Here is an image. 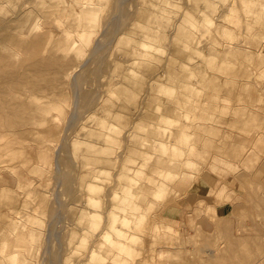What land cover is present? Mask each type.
I'll list each match as a JSON object with an SVG mask.
<instances>
[{"label": "rangeland", "instance_id": "1", "mask_svg": "<svg viewBox=\"0 0 264 264\" xmlns=\"http://www.w3.org/2000/svg\"><path fill=\"white\" fill-rule=\"evenodd\" d=\"M84 6L92 7L87 20ZM140 23L156 28L159 50L151 56L138 45ZM83 25L91 26L88 42ZM72 34L80 50L66 46ZM0 53V81L5 83L0 82V105L8 102L6 110L15 109L17 118L28 120L27 131H19L25 138L9 134L14 140L5 148L0 138V162L10 157L0 163V264H13L11 253L15 264H246L257 257L264 264V0H0ZM134 57L140 60L132 80L124 72ZM184 62L185 79L195 90L182 96L179 110H170L165 107L168 93L156 91V85L175 86L168 78ZM37 71L41 81L32 80ZM16 80L20 85H11ZM115 82L126 88L127 98L124 89L113 87ZM1 98L8 101L3 104ZM39 108L45 111L40 114ZM106 108L113 111L108 120L120 124L119 145L113 143L112 153L120 159L115 157L117 166L99 180V203L86 207L81 201L87 179L82 177L86 173L88 178L91 155L101 152L85 143L104 144L101 128L93 124ZM165 111L176 120L162 126L180 135V160L190 157V166L163 162L177 157L169 135L162 137L166 151L152 143L156 134L149 126ZM130 130L148 140L144 152L131 150L136 143L129 139ZM129 158L134 162H126ZM122 163L140 167L132 184L140 197L135 214H127L129 223L120 224L130 239L124 240L128 250L119 252L113 236L106 240L100 233ZM165 168L174 175L166 179L167 190L155 196V179ZM94 211L100 214L96 226L89 218ZM93 251L103 257L87 261Z\"/></svg>", "mask_w": 264, "mask_h": 264}, {"label": "bare ground", "instance_id": "2", "mask_svg": "<svg viewBox=\"0 0 264 264\" xmlns=\"http://www.w3.org/2000/svg\"><path fill=\"white\" fill-rule=\"evenodd\" d=\"M89 3V2H88ZM71 6V5H70ZM42 9V8H41ZM45 11H47V10H45ZM82 12L84 13V18L87 20V19H89L90 17L89 16H87V14H89V13H92V7H89V6H84L83 7V9H82ZM85 23H87V22H85ZM138 25V29H139V35L141 36V41L139 40L138 41V45H139V43H140V45H139V47L140 46H142V48H145L146 49V51H145V53L144 54H146V55H150L153 51H155V50H159L158 49V45L156 44V40H155V37H154V35H156V28H154L153 26H151L150 24H142V23H140V24H137ZM84 26V32H83V34H82V37H83V39L86 41V42H88L89 41V30L91 29V26H90V29H88L89 28V26L88 25H83ZM137 29V30H138ZM140 31H141V33H140ZM138 32V31H137ZM130 33V32H129ZM136 33V32H135ZM132 32H131V34H129L130 36H131V38H128V41H132V43L133 42H135V39H133L132 38ZM137 34V33H136ZM11 35V34H10ZM138 35V36H139ZM134 36V35H133ZM136 36V35H135ZM17 37V36H16ZM129 37V36H128ZM137 37V36H136ZM12 38V37H11ZM14 39V38H13ZM23 39V38H22ZM16 40V39H15ZM18 42H20V40L18 41ZM17 41L16 42H14V43H18ZM61 42V41H60ZM78 38L76 37V35L74 34H72V35H68L67 36V40H66V46L68 47V49H72V50H76V49H81L79 46H78ZM20 44H21V42H20ZM64 44V43H63ZM16 47H18V45L16 44L15 45ZM20 46V45H19ZM62 46V45H61ZM20 48V47H19ZM24 48V51H25V46L23 47ZM61 48V47H60ZM10 49H12V48H10ZM16 49H18V48H16ZM9 52H11V50L9 51ZM22 52V51H21ZM12 53V52H11ZM1 54V53H0ZM2 55H4V54H1L0 55V57H1V59H0V62H3V59H2ZM60 55H62V54H60ZM151 56V55H150ZM59 57V56H58ZM4 58V57H3ZM6 58V60H7V56L5 57ZM65 58V57H64ZM186 58H188V56L186 57ZM5 59H4V61H5V63L6 62H8V61H6ZM61 60V59H60ZM62 60H64V59H62ZM69 60H70V58H69ZM140 60V57H134V60L132 61V63L130 64V66H128L127 67V69L125 70V72H124V75H125V77H127L128 79H132L133 80V78H134V76H135V73H136V71H135V65H136V63L138 62ZM170 60H172V58L170 59ZM170 60H169V62H170ZM173 60H176V59H173ZM186 60V59H185ZM187 61V60H186ZM68 62V61H67ZM173 62H176V61H173ZM11 62H9V63H7V64H10ZM57 63V62H56ZM55 63V64H56ZM116 63H117V61H116ZM171 63H172V61L170 62V65H171ZM185 64H184V66L182 67V69L183 68H186V66H187V62H184ZM7 64H6V66L5 67H7ZM182 64H183V61H182ZM11 65V64H10ZM10 65L8 66L9 67V70H10ZM14 65V62H12V66ZM59 65L61 66V62L59 63ZM58 65V66H59ZM75 65V64H74ZM116 65V64H115ZM169 65V64H168ZM168 66V68H172L171 66ZM181 65V64H180ZM58 66H57V68H58ZM65 66L67 67V65H66V63H65ZM65 66H62V67H65ZM68 66H69V62H68ZM157 66V65H156ZM178 66V65H177ZM1 67H3V65L2 66H0V68ZM7 67V68H8ZM74 66H69L68 68H73ZM122 67V66H121ZM150 67V66H149ZM39 69H38V71L41 73L42 71H40V67H38ZM56 68V69H57ZM167 68V69H168ZM176 68V67H175ZM179 68L181 69V66H179ZM2 69V68H1ZM11 69H12V67H11ZM20 69V68H19ZM181 69V70H182ZM14 70V69H13ZM73 70V69H72ZM71 70V71H72ZM175 70V69H174ZM181 70H177V71H173V69L171 70V73H170V76H169V78L168 79H170L172 82H173V84L175 83V86L174 85H170V84H168V83H164V82H160L161 84H159V83H157V85H156V91L158 90H160V91H165L166 93H168L167 95H169V97L167 98V100H166V105H165V107H167L168 109H170V110H179L180 109V105L182 104V101H183V98H182V96H185L186 94H189V93H187V91L189 90L190 92H192V91H194L195 89V87L193 86V84L190 82V81H188L187 79H185V73H186V71L183 73V71H184V69L181 71ZM2 71V70H1ZM6 71V70H5ZM38 71H37V73H38ZM66 71H68V69H66ZM69 71H70V69H69ZM70 71V72H71ZM152 71V70H151ZM11 72H13V71H11ZM22 72V71H21ZM30 72V71H29ZM57 72V71H56ZM60 72H61V70H60ZM15 73H16V71H15ZM72 73V72H71ZM163 73H164V71H163ZM19 74H23V73H19ZM19 74H18V76H19ZM157 74H159L158 76H160V73H157ZM189 74H192V71H190L189 72ZM2 75V74H1ZM23 75H27V74H23ZM39 73H38V75H36V76H34V78H32V80L33 79H35V77L36 78H38L39 77ZM123 75V76H124ZM7 76V75H6ZM5 76V77H6ZM11 76H13V75H11ZM17 76V77H18ZM32 76H33V74H32ZM118 76H119V74H118ZM186 76H187V74H186ZM20 78H21V76H19ZM19 77H18V79H19ZM41 77V76H40ZM38 78L37 79V81H39V79H40V81H41V78ZM162 76H160V78H161ZM13 78H16V77H13ZM23 79H26V81H27V78H24V77H22ZM30 78V77H29ZM28 78V79H29ZM155 79V81L156 80H162V79ZM0 79H2V77L0 78ZM12 81L13 79H12V77L11 78H8V81H9V83H10V80ZM68 79V78H67ZM123 79V78H122ZM22 79H19L18 81H21ZM74 80H76V79H74ZM108 80V79H107ZM110 80V79H109ZM113 80V79H112ZM111 80V81H112ZM34 81V80H33ZM1 82V84L3 85V84H5V83H2V81H0ZM4 82H6V81H4ZM23 82H24V80H23ZM28 82H29V80H28ZM65 82V80L63 81V83ZM7 83V82H6ZM13 83H16V84H18L17 86H19L20 85V82H17V80L16 81H13L12 83H11V85L13 84ZM21 83H22V81H21ZM41 83V82H40ZM56 83V82H55ZM66 83V82H65ZM73 84H75V82H72ZM77 83V82H76ZM122 83V82H118V85H120V84ZM0 84V87H2V85ZM22 84H24V83H22ZM27 84H31L30 82L29 83H27ZM81 84V83H80ZM111 85H112V82L110 83ZM109 84V86H111ZM115 84H117L116 82L113 84L114 86L113 87H117V85L115 86ZM123 85H124V83H122ZM7 85H9V84H7ZM14 85V84H13ZM41 86H42V84H40ZM55 85V84H54ZM53 85V86H54ZM60 85V84H59ZM10 86V85H9ZM15 86V85H14ZM13 86V87H14ZM28 86V85H27ZM32 86V84L29 86V87H31ZM41 86H38L37 85V87H40L41 88ZM77 86H78V84H77ZM125 86V85H124ZM24 87V86H23ZM25 87H26V84H25ZM36 86L34 85V88H35ZM57 87V86H56ZM59 87V86H58ZM61 87V86H60ZM73 87V86H72ZM119 87H121L122 88V94L125 92V87L123 88L122 87V85H120ZM119 87H117V88H119ZM5 88V87H4ZM11 88H12V86H11ZM53 89H56L55 88V86L54 87H52ZM128 88H130L129 86H128ZM15 89H18V87L16 88L15 87ZM21 89V88H20ZM30 89H32V87L30 88ZM37 89H39V88H37ZM50 89V91H51V88H49ZM48 89V90H49ZM52 89V90H53ZM60 89V88H59ZM101 89H102V87H101ZM110 90H113V89H111V88H109ZM12 90V89H11ZM107 90V89H106ZM110 90H107L108 92L110 91ZM128 90V89H127ZM126 90V91H127ZM18 90H16V93H15V95H18L17 93H19V95H20V92H17ZM31 91V90H30ZM37 91H39V90H37ZM54 91V90H53ZM60 91V90H59ZM61 91H63V90H61ZM103 91V90H102ZM33 92H34V90H33ZM31 93V94H33L34 95V93ZM52 92V91H51ZM57 92H58V90H57ZM64 92V91H63ZM63 92H60L61 94H63ZM100 92V91H99ZM176 92H178L177 94H175ZM0 93H1V91H0ZM60 93H53V94H55L56 96H57V94L59 95ZM109 93H111V91L109 92ZM127 93V92H126ZM2 94V93H1ZM1 94H0V96H1ZM22 94V93H21ZM30 94V95H31ZM49 94H50V92H49ZM52 94V93H51ZM29 95V96H30ZM32 95V96H33ZM54 95V96H55ZM64 95V94H63ZM124 95V99L125 98H127V97H125L127 94H123ZM54 96H51L52 98L54 97ZM60 96H62V95H60ZM83 96V95H82ZM155 96V95H154ZM2 97V96H1ZM9 97V96H8ZM19 97V96H18ZM120 97V96H119ZM29 98V97H28ZM31 98L32 97H30V99H28V100H31ZM54 98H56V97H54ZM83 98V97H82ZM156 98V97H155ZM12 99H17V97L16 98H13L12 97ZM18 99H20V97L18 98ZM22 99V98H21ZM92 99V98H91ZM100 99V98H99ZM133 99V98H132ZM131 98H130V100H132ZM84 100V99H83ZM86 100V99H85ZM85 100H84V103H85ZM105 100V99H104ZM156 100V99H155ZM1 101H2V103H3V101H4V103H6V101H8V100H3L2 98H1ZM92 101H94V100H92ZM96 101V100H95ZM21 102V104H23L22 103V101H20ZM26 102V101H25ZM82 102V101H81ZM88 102H91V100L90 101H88ZM88 102H86V104L88 103ZM105 102V101H104ZM129 102V101H128ZM164 102H165V100H164ZM3 103V104H4ZM17 104H18V102H16ZM15 104V103H14ZM78 104V103H77ZM100 104V103H99ZM158 104V103H157ZM160 104V103H159ZM158 104V105H159ZM7 105H8V102H7ZM5 106V105H0V138L1 139H5L3 142L2 141H0V144H2V147H4L5 148V146L6 145H8L9 144V141H12V140H14L13 138H12V140H10V138H8V137H10L9 136V134H13V133H15V132H18L17 134L20 136H23L22 134H24V133H22V134H19L20 132L19 131H21V130H24V128L26 127V124H27V122H28V120H26L25 118H17L18 117V114H17V117H16V115H15V109H14V111H12V110H10V111H8V110H6L9 106ZM13 105V104H12ZM19 105V104H18ZM31 105H33V102H32V104ZM31 105H30V107L28 106V104L26 105V107L28 106L29 108L28 109H32L33 110V108L31 107ZM89 105H91V104H89ZM23 106V105H22ZM34 106V105H33ZM87 106V105H86ZM97 106V105H96ZM7 107V108H6ZM12 107H14V106H12ZM17 107V106H16ZM15 107V108H16ZM19 107L20 106H18L16 109H19ZM24 107H25V104H24ZM35 107H36V105H35ZM80 107V106H79ZM90 108V107H89ZM97 108V107H96ZM13 109V108H12ZM32 110L30 111V112H32ZM89 110V109H88ZM28 111V112H29ZM45 111V109L44 108H39V109H37V112L38 113H40V114H42L43 112ZM112 111V110H111ZM111 111H110V109L108 110V108H106L105 110L103 109L101 112H103V114H102V116H100L99 114V117H98V115L96 116L95 115V118H96V122H97V124H93L94 126L95 125H99V127L101 128L100 129V131H99V133H100V137L102 136V139H103V141H104V144L102 145V147H95V146H92V145H89L88 143H85L86 144V148H88L89 150H97L98 152H101V154L99 153V154H97V155H91V158H92V161L90 162V163H88L87 164V166H86V168H87V171H89L88 169H90V171L88 172L89 174H88V178L86 177L87 176V174L86 173H84L85 174V176L84 177H82V178H84L83 180H85V178L87 179V180H85V181H82V182H84L85 183V194H84V200H82L81 202L83 203V204H85V206L86 207H90V206H94V205H96L97 203H99V198H97L96 197V195L99 193V191L102 189V186L100 185V179H105L106 177H108V175L110 174V170L114 167V166H117V164H116V159H117V157L118 156H115L116 157V159H115V157L112 155V153H114L113 151H114V146H118L119 144V142L117 143V142H115L116 141V139H117V133H118V131H119V123H117L116 125H115V123L112 121V122H110L111 121V119L110 120H108V118H107V115H110L111 114ZM159 111V110H158ZM27 112V113H28ZM29 112V113H30ZM113 112V111H112ZM155 112V111H154ZM17 113H19V112H17ZM155 113H157V112H155ZM20 114V113H19ZM95 114V113H94ZM93 113L91 114L90 113V117H92V118H94L93 116H91V115H94ZM113 115V114H112ZM150 115H151V113H150ZM33 116V115H32ZM126 116V115H125ZM87 117V116H86ZM109 117V116H108ZM34 118V117H33ZM34 119H36V118H34ZM44 119H45V117H44ZM88 119V118H87ZM113 119V118H112ZM154 119H155V121H154V123H152L150 126H149V129H150V133L152 132L153 134H156V138L154 139V140H152V143L153 144H155V145H157V146H159L161 149H162V151H166L169 147H168V144H167V141H164L163 139H162V137L163 136H165V135H169L170 136V138L171 139H174V141H176V142H173V144H170V146H171V148H172V150H174V152L177 154V157H169L168 158V160L167 161H165V160H163V162H167L168 163V165H171V166H175V167H178V166H180L181 164H185L186 166H190V165H192L193 164V160L190 158V157H186V158H183L182 160H180L181 158H180V156H181V154H182V149L181 148H179L178 146H177V140H179L180 139V135L178 134V133H173V134H169L168 133V129L166 128V126H162V124H163V122H165V123H172L174 120H176V119H172V117L169 115V114H167L166 113V111L165 112H162V113H159V114H156L155 116H154ZM32 120V119H31ZM93 120V119H92ZM36 121H37V119H36ZM45 120H38V123L40 122L41 124L43 123H45L44 122ZM91 121V120H90ZM92 122V121H91ZM90 122V123H91ZM118 122V121H117ZM35 123V122H34ZM32 124V123H31ZM90 126V125H89ZM5 127V128H4ZM30 127V126H29ZM98 127V126H97ZM96 127V128H97ZM95 128V130H97ZM141 128H143L144 129V127H141ZM140 128V129H141ZM25 130L27 131V129L25 128ZM28 130H29V128H28ZM26 131H25V133H26ZM131 131V130H130ZM29 133L31 132V134L29 135V136H31L32 135V130L31 131H28ZM28 133V134H29ZM50 133L51 134H54V133H52L51 131H50ZM87 134V133H86ZM129 134V133H128ZM131 134V135H130ZM129 135H130V138L129 139H131L132 141V144H134V143H136V146H134V145H132V151H141L142 150V147H144L146 144H149L148 143V140H145V139H142V140H139L138 139V134L136 133V132H134V131H131V133H130ZM15 135H16V133H15ZM27 135V134H26ZM92 135H94V136H96L95 134H92ZM25 136V135H24ZM23 136V137H24ZM28 136V135H27ZM11 137H12V135H11ZM16 137V136H15ZM14 137V138H15ZM18 137V136H17ZM23 137H19V138H21V141L20 142H22L23 144H24V141L26 140V139H24V141H22L23 139ZM32 137V136H31ZM33 137H34V135H33ZM32 137V140H34V138ZM25 138V137H24ZM35 141V140H34ZM37 141V140H36ZM2 142V143H1ZM14 142V141H13ZM115 142V144L116 145H114L113 143ZM16 143V142H15ZM28 143V142H27ZM37 143H38V141H37ZM100 143H101V139H100ZM12 145H14V144H12ZM20 146H21V144H19ZM100 145V144H99ZM98 145V146H99ZM114 145V146H113ZM19 146V147H20ZM8 148H10V146L8 147ZM7 148V149H8ZM12 148H14L13 146L11 147V149ZM21 148V147H20ZM115 148H117L118 149V147H115ZM1 149V148H0ZM6 149V150H7ZM1 151H4V149H1ZM0 151V152H1ZM11 151V150H10ZM117 151V150H116ZM120 151V150H119ZM6 152V151H5ZM4 152V153H5ZM141 152H144V151H141ZM2 153V152H1ZM3 153V154H4ZM11 153V152H10ZM137 153V152H136ZM138 153H140V152H138ZM9 154V153H8ZM12 154V153H11ZM11 154H9V155H11ZM121 154V153H120ZM3 155H1V157H2ZM6 158H10L9 156H5ZM12 157V156H11ZM6 158H5V161H1L2 163L3 162H5V164H6V162H8L9 160L7 159V161H6ZM119 159H120V157H118ZM1 159V158H0ZM3 160H4V158H2ZM119 159H117V160H119ZM133 159V158H132ZM132 159L131 158H129V159H127L126 160V162H128L129 160H131V162H134V161H132ZM10 160H12V159H10ZM135 160V159H134ZM0 162V163H1ZM119 162V161H118ZM136 162V161H135ZM104 164V166H102V165H100V164ZM93 165V166H92ZM4 167H5V165H4ZM10 167V166H9ZM31 167V166H30ZM112 167V168H111ZM8 168V167H7ZM31 168H33V166L31 167ZM31 168L29 169V167L28 168H26V169H29L30 171H31ZM111 168V169H110ZM139 166H137L136 168H132L130 165H128V164H124V163H122V164H120L119 165V169H120V172H119V174L118 173H115V174H118V180H116V178L117 177H115V181H118L116 184H117V187L119 186L120 187V189H118L117 187L115 188H112L113 190H112V192L110 193L111 194V196H112V199H113V203L111 204V208L109 209V211H108V215H107V218H106V225H104V228H105V230L104 231H102L100 234H103L104 235V238L106 239V240H109L110 239V236H113V244H114V249H117L119 252L120 251H125V250H128V247L127 246H125L126 245V243H124V240L125 239H128L129 237H130V234L129 235H127L126 233L127 232H125V230L123 229V228H121V226H120V224H128L129 223V215H127V214H130L131 216H133L134 214H135V212L137 211V209L139 208L138 207V204L136 203V201H135V199H137V197H140V191L138 190V191H134L133 189H132V184H134L135 182H136V177H135V173L136 172H138L139 171ZM133 172V173H129V172ZM118 172V171H117ZM174 175V172L170 169V168H165V169H161L160 171H159V174H158V176H157V180L155 179V185H156V188H155V190H154V195L155 196H160V195H162L166 190H167V188H168V181H166V179L168 178V177H170V175ZM181 175H183V171H182V173H181ZM116 176V175H115ZM69 179V178H68ZM100 180V181H99ZM113 181V180H112ZM84 183H82V185H84ZM113 185V184H112ZM111 185V186H112ZM109 194V193H108ZM110 196V195H109ZM111 199V200H112ZM1 201V200H0ZM84 201V202H83ZM119 212H124V215L122 216V215H120V213ZM89 218H91V223L93 224V225H99V218H100V214H99V212H97V211H94V212H91V214H89ZM97 220V221H96ZM94 226V227H95ZM93 227V228H94ZM91 232H92V230H91ZM94 234V233H93ZM96 234V233H95ZM84 238H86V237H84ZM130 239V238H129ZM240 239V238H239ZM238 240V239H237ZM242 240V239H241ZM238 241H240V240H238ZM235 242V241H234ZM237 242V241H236ZM239 243V242H238ZM237 243V244H238ZM241 243H244V242H241ZM98 246H101L102 244H100V243H98L97 244ZM234 245V244H233ZM236 246V245H235ZM238 248H239V245H238ZM232 249H236V248H234V246H233V248ZM231 250V249H230ZM238 249H236L235 250V252L237 251ZM239 251V250H238ZM242 251V250H241ZM231 252H234L233 250H231L230 251V253ZM231 253L232 254V256L234 255V257L235 256H238L236 253ZM239 253H240V251H239ZM11 256H10V258H12V263L13 264H15V260H16V254H10ZM230 255V254H229ZM103 257V255H99L98 254V252L97 251H93L90 255H88L87 257H88V259L86 258V260L87 261H92V260H94L95 258H97V257ZM263 256V255H262ZM261 256V257H262ZM236 258V257H235ZM247 258H251V257H249V256H247ZM249 259H247V260H249ZM261 259L262 258H259V257H257V258H255V259H250L249 260V262H245L246 264H259L260 262H261ZM251 260H253V261H251ZM263 260V259H262ZM242 262V261H241ZM263 262V261H262ZM240 263V262H239ZM243 263H244V261H243ZM243 263H241V264H243Z\"/></svg>", "mask_w": 264, "mask_h": 264}]
</instances>
